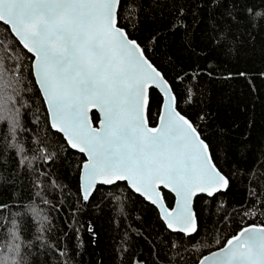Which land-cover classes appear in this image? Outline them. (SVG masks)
Segmentation results:
<instances>
[{"label":"snow or ice","instance_id":"6c2138e0","mask_svg":"<svg viewBox=\"0 0 264 264\" xmlns=\"http://www.w3.org/2000/svg\"><path fill=\"white\" fill-rule=\"evenodd\" d=\"M153 4L160 0H0V264H73L66 238L75 232L79 240V229L70 232L62 224L64 231L57 232L46 211L61 210L48 198L50 191L71 199L53 167L59 149L83 157L78 203L87 205L100 186L101 199L120 201L123 183L127 196L157 210V235L163 238L153 242V264H264V222L246 224L223 242L214 232L201 240L196 198L227 191L230 179L181 104L195 103L200 77L214 72L195 69L191 76L177 75L175 84L169 81L133 35L141 10ZM183 15L181 7L175 27ZM245 19L249 28L260 26L264 13L249 9ZM229 39H235L231 29L219 46ZM156 90L161 106L153 127L150 101ZM41 125L58 145L37 131ZM249 184L251 199L235 210L242 223L264 216V170L250 171ZM21 188L26 195L17 199L12 193ZM223 208L221 203L218 211ZM229 215L224 212L223 219ZM87 231L95 240L91 224ZM132 264L147 262L133 254Z\"/></svg>","mask_w":264,"mask_h":264},{"label":"trees","instance_id":"16d2710c","mask_svg":"<svg viewBox=\"0 0 264 264\" xmlns=\"http://www.w3.org/2000/svg\"><path fill=\"white\" fill-rule=\"evenodd\" d=\"M181 7L182 23L175 27ZM249 9L264 13V0H160L159 6L153 4L152 8L141 10L139 27L133 33L149 49L152 62L174 84L177 75L191 76L195 69L209 67L214 72L211 78L200 77L195 103L181 104L182 112L199 126L202 138L210 145L219 170L230 179L227 191L214 198L204 195L196 198L202 241L211 239L209 233L214 232L223 242L246 224L264 222L261 216L242 223L235 211L241 205L246 207L251 199L248 195L250 171L258 174L264 170V23L247 27L245 17ZM229 29L235 39H229L226 47H220L219 41ZM153 37H156L155 42L148 43ZM239 73L247 75L241 77ZM34 103L39 105V100ZM150 103V126L154 127L161 106L159 92L152 93ZM201 114L205 119H200ZM37 131L49 135L50 142L54 140L59 144V140L48 133L46 125H41ZM59 152L60 159L53 167L58 170L61 183L68 186L71 199L59 190L50 191L48 198L54 205H60L61 210L46 211L57 232L64 231V227L70 232L72 228L79 229V240L73 238L75 232L66 238L73 264H132L133 254L153 264L155 256L150 255L153 242L159 244L163 238L157 235L161 232L157 210L135 195L127 196L123 183L120 201L112 197L101 199L105 187L100 186L101 191L87 205L78 203V170L83 157L68 155L63 149ZM12 194L19 199L26 195V189ZM165 195L170 204L174 202L170 193L165 191ZM109 199L113 200L112 204L108 203ZM221 203L224 208L218 211ZM70 204L74 206V215ZM120 207L123 213H119ZM224 212L230 214L227 221L223 219ZM89 224L95 231V240L87 231ZM208 251V248L203 249L204 254ZM197 256L192 253V258Z\"/></svg>","mask_w":264,"mask_h":264},{"label":"water","instance_id":"95a60500","mask_svg":"<svg viewBox=\"0 0 264 264\" xmlns=\"http://www.w3.org/2000/svg\"><path fill=\"white\" fill-rule=\"evenodd\" d=\"M157 92H158V90H156ZM97 114V116L99 115L98 113H96ZM97 126V125H96ZM166 191V190H165ZM172 195V194H171ZM173 196V195H172ZM174 197V196H173ZM84 205V204H83Z\"/></svg>","mask_w":264,"mask_h":264}]
</instances>
